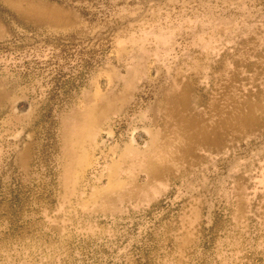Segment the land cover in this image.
<instances>
[{
  "label": "rangeland",
  "instance_id": "obj_1",
  "mask_svg": "<svg viewBox=\"0 0 264 264\" xmlns=\"http://www.w3.org/2000/svg\"><path fill=\"white\" fill-rule=\"evenodd\" d=\"M0 264H264V0H0Z\"/></svg>",
  "mask_w": 264,
  "mask_h": 264
},
{
  "label": "bare ground",
  "instance_id": "obj_2",
  "mask_svg": "<svg viewBox=\"0 0 264 264\" xmlns=\"http://www.w3.org/2000/svg\"><path fill=\"white\" fill-rule=\"evenodd\" d=\"M243 106H244V105H243ZM218 111H219V110H218ZM220 111H221V110H220ZM236 112H237V111H236ZM235 119H236V118H235ZM235 119H234V120H235ZM198 121H199V120H198ZM226 123H227V122H226ZM239 124H240V122H239ZM235 125H236V124H235ZM240 125H242V124H240ZM203 126H204V125H203ZM237 127H239V126H237ZM210 128H211V127H210ZM228 129H229V128H228ZM233 129H234V128H233ZM202 131H204V130H202ZM192 137H193V136H192ZM191 139H192V138H191ZM191 139H190V140H191ZM210 142H211V141H210ZM189 144H190V143H189ZM211 144H212V143H211ZM191 145H192V144H191ZM191 145H190V146H191Z\"/></svg>",
  "mask_w": 264,
  "mask_h": 264
}]
</instances>
